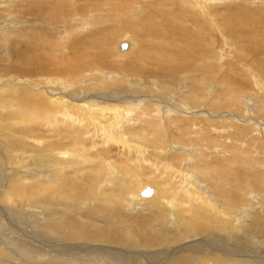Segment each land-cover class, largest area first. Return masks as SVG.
I'll use <instances>...</instances> for the list:
<instances>
[{"label":"bare ground","instance_id":"1","mask_svg":"<svg viewBox=\"0 0 264 264\" xmlns=\"http://www.w3.org/2000/svg\"><path fill=\"white\" fill-rule=\"evenodd\" d=\"M178 1L181 8H194L193 4L196 3L193 0ZM216 1L219 0L201 1L209 8L211 14H208L213 19L216 9L210 6H213L211 2L215 4ZM126 2L123 5V0H0V57L10 59L18 56L20 61L29 62L31 56L36 57L38 52L45 63L50 64L55 63L54 59L59 56L62 57L66 50H74V59L65 58L62 61L65 65L59 71L56 67L44 71L49 75L48 82L45 79L38 80L41 78L36 76L35 70H26L30 75L27 84L32 89H27V86L16 87V92L7 93L0 88V119L4 121L10 118L12 123H18V132L21 133L13 132L15 136L11 137L4 135L6 141L0 139V264H264V195L258 198L259 192L253 191L257 188L264 192V139L257 137L256 141L254 137L260 135V131L264 135V119L258 118L264 116V96L251 113L252 109L248 108L243 98L248 93V87L242 81L251 78L246 70L248 67L243 70L240 68L241 63L232 58L224 61L220 55H215L213 38L206 40L200 33L194 36L188 31L190 26L185 30V22L180 21L182 16L172 15L170 21L163 22L158 17L163 9V0L148 2L145 5L147 9L144 6L139 11L141 7H138L133 13H145L143 16L146 20L145 30L136 37L137 41L133 44L127 39L129 46L137 47L130 53L116 50V55L113 54L117 60L130 55V63L117 65L116 62H110L108 58L113 36L124 30V26H130L131 21L124 16L138 6L132 0ZM247 2L244 3L247 4L245 13L235 10L234 15L242 20L234 24L230 34L240 42V54L247 53L243 44L259 31L256 29L253 31L256 35H253L246 29L248 24L260 29L259 26L264 23V19L259 17V6H248ZM149 4L155 6L153 12L149 10ZM82 10L100 13L98 24L106 23L105 30L112 35L102 40L95 29L93 40L80 44V50L84 48V52L80 53L73 46L83 37L73 36L75 27L64 21L67 16ZM95 15L89 16L90 21ZM63 22L67 28L62 39L52 29L60 28L59 24ZM202 22L206 28V22ZM47 27L51 28L50 31L45 29ZM139 28L135 30H141ZM59 31L62 32L61 29ZM197 42L198 49L194 47ZM227 43L234 44L228 40ZM20 44H24L21 49L25 51H15ZM125 44L123 49L127 48ZM104 45L106 47L100 48ZM29 52L32 54H27ZM253 55L257 56L255 53ZM219 59L223 61L222 64ZM108 67L121 70L124 75L134 70L148 76L145 80L147 83L136 85L134 74L131 78L127 77L129 82L125 78L119 81V75H107L111 72L106 70ZM87 68H93L88 71L90 74L81 73ZM0 71V75L9 74L7 66L1 67V64ZM180 74L186 75L190 81L188 90L173 96L172 92L177 87L171 84L177 81ZM82 80L88 84H84L85 81L82 84ZM155 81L160 85L157 88L153 87ZM39 84L41 87L37 89ZM181 86L185 88L183 83ZM260 87L264 88L262 84ZM96 91L98 94H93ZM127 96L129 99L125 105L123 102L120 104L119 101ZM129 104H132L130 108ZM195 107H201L202 110H194ZM230 108L234 111L223 115ZM121 110H126V113ZM102 112L111 114L115 121L111 120L112 124L120 139L130 136L138 141L148 139L145 134L147 127L160 131L161 117L165 116L180 134L179 145L174 146V140L167 142L168 146L173 145L174 150L168 154L173 161H162L161 165L159 161L157 170L146 172L144 161L147 146L158 151V160H161L160 155L164 151L160 142L154 145L149 144V140L145 142L144 149L128 146L129 151L135 150L141 155L137 160L126 155L123 168V165L116 168L103 155L90 156V152L88 156V150L92 148L83 144L68 148L64 140H77L65 137L69 132L59 127L63 123L68 127L74 123H90L95 121L94 118L97 123ZM131 115L138 116L146 125H131L132 128L136 127L131 131L129 127H122L123 119L125 121ZM210 115L222 117L215 119ZM246 118L251 119L247 121L251 125L245 127L238 124ZM191 124L201 131H195L194 134ZM182 126L187 127L183 129ZM120 128L123 136L117 130ZM12 129L16 131L14 127ZM81 129L75 130L79 133ZM230 129L236 133L241 129L251 133L250 141L247 140L248 135H242L245 140L240 141L242 137L239 138V144L233 145L231 152H228L218 136ZM31 132H38L40 137L58 132V138H46L43 144V140L41 143L34 138V141L31 138L29 140L27 134ZM200 132H205L199 140L204 142L183 139L190 134L199 136ZM111 135L110 140L114 138ZM230 138L231 141L234 137L230 135ZM247 141L253 145L244 150L241 147L243 143L247 146ZM256 142L257 148L253 149ZM99 146L98 143L97 150ZM101 149V152L111 151ZM212 156H220L221 160H215ZM34 160H39L40 166L44 167L43 174L47 175L52 170L56 175L53 179L57 181L52 183L40 178L39 174L36 175L38 172L29 173L31 167L40 169L35 166ZM179 164L180 167H177ZM199 175L207 179L201 180ZM32 179H36V182L26 183ZM144 180L157 185L151 187L153 192L149 196L141 194L149 187L140 186ZM97 185H100V191H97ZM106 185L109 187L105 188ZM27 190L37 201L34 207L37 210L33 213L29 210L23 212L20 207L16 210L13 205L16 198L27 193ZM82 198L87 202L85 209L76 208ZM172 204L176 212L168 215L167 208ZM23 217H28L30 226L23 227ZM42 219L45 223H40ZM171 221L176 222L175 229L168 228ZM27 236L33 241L28 242ZM44 247H48V250ZM72 251L75 252L70 253ZM65 259L66 262H62Z\"/></svg>","mask_w":264,"mask_h":264},{"label":"rangeland","instance_id":"2","mask_svg":"<svg viewBox=\"0 0 264 264\" xmlns=\"http://www.w3.org/2000/svg\"><path fill=\"white\" fill-rule=\"evenodd\" d=\"M125 0H123V5L125 4V3H127L126 1H128V0H126L125 2H124ZM134 3H138L137 5L138 6H136L135 8H133L132 10V12L129 14V15H126V16H124V18H126V19H129L131 22L129 23L130 24V26L129 25H127V27L126 26H124V30H121V32H118V35H116V36H113V42L111 43V48H110V53H111V55H110V57L108 58L109 60H110V62L111 61H113V62H116L117 63V65H119V64H121L122 62L123 63H130L129 61H131L132 60V57L130 56V55H128V56H125L126 58H123V59H121L120 58V60H117V59H115L114 57V55L113 54H115L116 55V50H121V51H124V52H126V51H133V49L135 48L136 49V47H137V45H132V46H129V44H128V40L130 39V41L129 42H133V44H134V41L136 40L137 41V36L138 35H140L144 30H145V21L146 20H144V16H145V13H142V14H138V15H136V14H133V13H136L135 11L137 10V9H139L138 7H141L140 9H139V11H141V9H142V7H144L145 5H147V3L148 2H153V0H142V1H139V0H137V1H135V0H132ZM164 1V3H163V9L162 8H160V9H162V11H160L159 12V15H158V17L159 18H162L163 19V22H168V21H170L171 20V17H172V15H173V17L175 16V15H177L178 17L179 16H182L181 18H182V20H180V21H184L185 23H184V27H186L187 26V28H185V30H188L190 27L192 28H190V30H188L191 34H193L194 36H195V34H196V36H198L197 34H201L202 35V37L203 38H206V40H210V38H213V42L215 43L214 44V46L212 47L213 48V51L215 50V55H220L222 58H224V61L225 60H228L229 58L231 59H233V60H235V61H237V62H239V63H241V65L238 63L237 65H239V66H241L240 68L241 69H245L246 68V66L248 67V68H246V70L248 71V74H249V77H253V80L250 78L248 81H242L243 83H246V87H248V89H246V90H248V91H246V92H248L247 94H244V96H243V98H245V104L248 106V108H250V109H252L251 110V113H253L254 111H255V109H254V106H256V105H258L259 104V100H260V98H262L263 96H264V88H262V87H260V85L262 84L263 85V87H264V47H263V42H264V23L262 24L261 23V26H259L260 27V29H258V28H256V27H252L251 25H249L248 24V27L246 28V29H248V30H250L251 32L250 33H252L253 31H257V30H259V31H257L258 33H257V35H256V32H253V35H256L255 37H253V38H255V39H253V38H251V39H247L246 41H245V43L243 44V46H244V48L246 49V51H247V53H244V54H240V53H238L239 51L238 50H240V49H238L239 48V46H240V42H238V40L234 37V36H231L230 34H231V29L232 28H234L235 26H234V24H236V22L237 21H239V20H242V18H240V17H236L235 15H234V12L236 13V11L235 10H237V11H243L244 13H245V11H246V5H244V3L245 2H247V1H249V2H247L248 3V6H250V5H253V4H255V5H258L259 6V13H260V15H259V17H262L263 19H264V8L262 7V5L264 6V0H254V2H253V0H252V3H251V0H219V1H216V3H218V4H213L214 2H211V5H213V6H210V7H215L214 9H216V11H215V13L213 12V15H215V16H213V17H215L214 19L210 16V12H209V8L207 9L206 7H205V5L202 3L203 2V0H193L194 2H196V3H194L193 5H194V8L193 7H191V8H189V7H186V6H184V8H181L182 6H181V3L178 1V0H172V2L173 3H175V4H173L172 2H171V0H163ZM166 1V2H165ZM198 1V2H197ZM202 1V2H201ZM221 1H223V2H221ZM220 2V3H219ZM171 4H173V5H171ZM72 6H74V5H72ZM188 6V5H187ZM148 7H151V5L149 4L148 5ZM245 7V8H244ZM144 8H146V6L144 7ZM147 9V8H146ZM155 9V6H153V7H151L149 10L150 11H152L153 12V10ZM197 9V10H196ZM234 10V11H233ZM187 11V12H186ZM214 11V10H213ZM218 11V12H217ZM77 14H73V15H71V16H67L66 18H65V23H67V24H72V26H74L75 27V29H73V33H72V35L73 36H82L83 37V39L81 40V41H79V42H75L74 43V49L75 50H77L78 52H80L81 53V51H83L84 52V48L82 47L81 48V50H80V44H83L84 42L85 43H88V41L90 42V41H92L93 40V36H94V34H95V29H97V31H98V36H99V38L101 37V39L103 40L107 35H112V33H110L108 30H105V26L107 25L106 23H103V24H98V15H100V13H97V12H95V11H78V12H76ZM173 13V14H172ZM203 13V14H202ZM208 13H210V14H208ZM262 13V14H261ZM96 14V15H95ZM240 14H243V13H240ZM90 15H95L94 16V18H92L91 19V21H90ZM133 15V16H132ZM135 15V16H134ZM144 15V16H143ZM186 15V16H185ZM196 15V16H195ZM129 16V17H128ZM212 19H210L209 17ZM78 17V18H77ZM137 19V20H136ZM229 19V20H228ZM142 21V23H140V21ZM196 20V21H195ZM201 20H203V21H205L206 22V28H204V26H203V22L202 23H200V21ZM243 21H245V19H244V17H243ZM16 22L17 21H15V23H14V25L16 24ZM61 23V24H59V26H60V28H56V27H53V29L52 30H54L55 32H56V34H57V37L59 38H62L63 39V35H64V33L66 32V31H64L65 30V28H67V27H65V23ZM132 23V24H131ZM135 23H137V24H135ZM194 23H196L195 25H193ZM239 24V23H238ZM141 25L143 26V28H141ZM263 25V26H262ZM115 26H117L116 24H115ZM190 26V27H189ZM251 26V27H250ZM253 26H255V25H253ZM139 28V29H141V30H135V28ZM189 27V28H188ZM133 28V29H132ZM199 28V29H198ZM200 28H202V29H200ZM221 28H223V30H224V28H225V30L223 31ZM45 29H47L48 31H50V29L51 28H49V27H47V28H45ZM59 29H61L62 30V32H60L59 31ZM198 29V30H197ZM257 29V30H256ZM133 30H135V31H133ZM195 30V31H194ZM125 31H127V32H125ZM138 31V32H137ZM197 32V33H196ZM203 32V33H202ZM129 34V35H128ZM133 34V35H132ZM252 35V34H251ZM243 36H244V34H243ZM130 37V38H129ZM140 38H141V36H140ZM226 38V39H225ZM125 41H124V40ZM128 39V40H127ZM132 39V40H131ZM123 40V41H122ZM227 40L228 41H231L232 42V44L233 45H229V43H227ZM235 40V41H234ZM121 41L123 42V43H127V48H125V49H123L122 48V46L120 47V43H121ZM239 43V45H238V43ZM248 42H250V43H248ZM252 42L254 43V44H252ZM135 43H137V42H135ZM204 44L203 45H205V42H203ZM237 43V44H236ZM22 45H24V44H20V45H17V47L15 48V51H16V49H18V52H19V50H21V51H25L24 49H21V46ZM31 46H33V44H31ZM108 46V45H107ZM198 46H199V42H197V44L194 46L195 48H197L198 49ZM235 46V47H234ZM102 47H106V45H104V46H100V48H102ZM118 47V48H117ZM234 47V48H233ZM263 48V49H262ZM134 49V50H135ZM208 50V48L206 47L205 48V51H207ZM236 50H237V52H236ZM249 51V52H248ZM257 53H256V52ZM28 52V51H27ZM34 52V51H33ZM129 52V53H130ZM122 53V52H121ZM255 53L257 56H255V55H253V54ZM27 54H32V52H29V53H27ZM73 54H74V50H72V48H70V49H68V50H66L65 52H64V54H63V56L62 57H58V59H54L55 61V63H50V64H46L45 63V60L43 59V57H41L40 55H38V52L36 53V57H34L33 55L31 56V59H30V61L29 62H23V61H20L19 60V58H18V56L17 57H14V58H10V59H8V58H3L2 56L0 57V64H1V67H4V66H7V68L9 69V74H2V75H0L1 76V78H0V86H2V87H0V88H3L1 91H6L7 93H9V92H12V91H14V92H16L15 91V89H16V87H23L24 88V86H27V89H32L28 84H27V82L28 81H30V75H29V72H27L26 70H32V71H34L35 70V72H37V74H36V76H39L38 78H41V79H38V80H46L47 82L49 81L48 79H49V75H48V73H44V71H51L52 70V68H55L56 67V69H58V71L60 70V67H62V66H64L65 65V62H62V61H64L65 60V58H67V59H69V60H73L74 59V57H73ZM247 54V56H245ZM252 54V55H251ZM259 54V55H258ZM242 56V57H241ZM245 56V57H244ZM240 57V58H239ZM221 58V59H222ZM243 58V59H242ZM221 59H219V60H221ZM259 59V60H258ZM57 60V61H56ZM241 61V62H240ZM256 61H258V62H256ZM52 62V61H51ZM222 60L220 61V63L222 64ZM255 62V63H254ZM60 63H62V64H60ZM244 63V64H243ZM262 65L261 67H260V64ZM59 64V65H58ZM221 64H220V66H221ZM251 64V65H250ZM116 65V66H117ZM225 65V64H224ZM258 66V67H256V66ZM57 66H58V68H57ZM256 67V68H255ZM45 68H46V70H45ZM263 68V69H262ZM102 69H105V68H102ZM249 69V70H248ZM37 70V71H36ZM62 70V69H61ZM89 70H93V68H87V69H84L81 73H83V74H90L88 71ZM106 70H110L111 72H109V73H107V75H113V77L114 76H118L119 75V77H120V79H119V81L121 80V79H124L126 82H129V78L127 79V77H129L130 76V78H131V76L133 75V77H134V80H136V78H137V80H136V85L137 84H139V86H141V83H142V85H145L147 82V80H146V78H148V76H146V75H143V74H138V73H136L134 70H131L130 71V74L128 73H126L125 72V75L123 74V73H121V70H117L116 68L115 69H110L109 67L108 68H106ZM260 72H259V71ZM88 72V73H87ZM97 72H99V70L97 71ZM112 72H114V73H112ZM255 72H257L256 74L257 75H255ZM0 73H2L1 71H0ZM100 73V72H99ZM101 74H104V73H101ZM106 74V73H105ZM251 74H252V76H251ZM254 75V76H253ZM146 76V77H145ZM257 76V77H256ZM52 77H54L55 78V76H52ZM87 77V76H86ZM145 77V78H144ZM185 77H186V75H184V74H180L178 77H177V81H173L172 82V84H171V86L173 85V86H175V87H177V90L175 89V92H172V94H173V96H178L177 94H179V93H183L184 91H186V90H188V86H187V84L190 82L189 80H188V78L186 77V79H185ZM262 77V78H261ZM9 80V81H6V80ZM116 79V78H115ZM259 79V80H258ZM263 79V80H262ZM55 80V79H54ZM133 80V79H132ZM146 80V81H145ZM251 80H252V82H251ZM57 81V80H56ZM84 81L85 80H82V84L84 83ZM144 81V82H143ZM188 81V82H187ZM149 82V81H148ZM260 82V83H259ZM7 83H9L8 84V87H7ZM181 83H183V86L185 87L184 89H183V87L181 86ZM253 83V84H252ZM57 84H58V82H57ZM84 84H88L87 83V81H85V83ZM211 84V83H210ZM255 84V85H254ZM260 84V85H259ZM6 85V86H5ZM48 85V84H47ZM133 85V84H132ZM180 85V86H179ZM248 85V86H247ZM254 85V86H253ZM148 85H146V87H147ZM158 86H160L159 84H158V81H155V83H153V87H155V88H157ZM244 86H245V84H244ZM37 87V89H39L40 87H41V85L39 84V86H36ZM182 87V88H181ZM252 87V88H251ZM144 88V87H143ZM181 88V89H180ZM257 88V89H256ZM172 89H174V88H172ZM179 90V91H178ZM263 90V91H262ZM183 91V92H182ZM101 92L99 91V94H100ZM213 93V92H212ZM93 94H98V91H96V92H93ZM56 96H60V95H58V94H55ZM129 96H131V95H129ZM129 96H127V97H123V99H121V101H119L120 102V104H123L124 103V105H125V102H126V100H128L129 99ZM151 96V95H150ZM254 98V99H253ZM87 100V99H86ZM91 101H94L95 99H90ZM257 102H256V101ZM97 101V100H96ZM101 101H103L102 99H101ZM105 101H108V100H105ZM87 102H89V100L87 101ZM100 102V100L98 101V102H96V104H98ZM111 102V101H110ZM118 102V103H119ZM123 102V103H122ZM136 103H138V100L136 101ZM88 104V103H87ZM89 105H90V103H89ZM124 105H122V106H124ZM130 105H132V104H129V108L131 107ZM205 105V104H204ZM134 107H137V106H134ZM201 107H195L194 108V110H198V109H200ZM88 110H89V108H88ZM200 110H202V109H200ZM91 111V110H90ZM123 113H126V110H121ZM232 111H234L233 109H229L228 111H226V112H224V114L223 115H226V114H231V112ZM52 111H49L48 113H51ZM118 113H119V111H117ZM121 112V113H122ZM184 114H187V113H184ZM211 116V115H210ZM83 117V116H82ZM107 117V118H106ZM124 117H126V116H124ZM219 117H222V115H220ZM218 116H211V118H219ZM246 117V116H245ZM86 118H87V115H86ZM129 118H134V119H130V121H129ZM129 118H125V119H127V120H125L124 121V119H123V121L121 122L122 124H123V126L122 127H129V131H131L132 129H135L136 127H138V126H142V125H146L145 123V121H143V120H141V118H138V116H136V115H131V117L129 116ZM258 118H262V119H264V116H259ZM99 119V120H98ZM161 126L160 127H162V129L160 130V131H158V130H156L155 128H150V127H147L146 128V132H145V134H146V136L148 137V139H146V141H143V140H137L136 138L134 139L133 137H131L130 138V136H127V138H124V134H122L121 133V128L120 129H117L118 130V132L120 131V133H121V135L123 136V138L121 137V139H120V136L118 137V133H116V130H115V128H114V126H113V124H112V121L113 122H115L113 119H112V117H111V114H109V113H106V112H102V114H101V117H99V118H97V123H96V119L94 118V120L95 121H93L92 120V122L90 121V123H87L86 121V123H84V124H82V122L81 123H74V124H72L71 125V127H68V126H66L65 125V123H63L59 128L61 129V130H65L66 132H69V134H68V136L67 135H65V137H68V138H72V139H75V140H77V141H74V140H64V142H66V146L68 147V148H72V147H74V146H80V144H83L84 146H88V147H90V148H92L91 150L89 149L88 150V156H89V154H90V152H91V154H90V156H94V154L96 155V154H98V155H103L104 157H106V159H109L110 161H111V163L112 164H114L115 166H116V168H119L120 166H122V168L124 167V162H125V160H126V155H130L129 156V158H131V157H134L136 160H137V157L138 156H140L141 154H139V152H137V151H129V148H128V146L129 145H131V146H133L134 148H137V147H143V149H144V147H146L145 145H146V143L148 142V140H149V144L150 143H152V144H154V145H159L160 143V145L163 147V153H162V155H160L161 156V160L159 159L158 160V157H157V155L159 154L158 153V151L155 149V148H152V147H150L149 145L147 146V148H148V150H146V155H145V157H146V159H145V161H144V166H145V168H146V172H151V171H153V170H157V168H159L160 166L158 165V163L157 162H159V161H161L159 164L161 165V163H162V161H163V163H164V161L166 162V161H173L170 157L171 156H169L168 154L169 153H171L172 152V150H174V149H172L173 148V145L175 146V145H179V139H178V137H180V134H179V132H178V130L177 129H175V127L173 128V126L174 125H172V123H171V121L169 120V119H167L165 116L164 117H161ZM243 119V118H242ZM2 120V121H1ZM112 120V121H111ZM168 120V121H167ZM248 120H251V119H248V118H246L245 120H242L243 121V123H242V121H240L238 124H240V125H246L245 127H247V125H251V123L250 124H248ZM6 122V123H5ZM128 122V123H127ZM170 122V123H169ZM245 122H247V123H245ZM16 123V122H15ZM15 123H12V121H11V119L10 118H7L6 120H4L3 121V119H0V139H2L3 137H5L4 135H6V136H15V135H12L13 134V132H15V133H17V134H19V135H21V133H19L18 132V130H19V124L18 123H16V125H15ZM112 125H111V124ZM131 123V124H130ZM80 124V125H79ZM82 124V125H81ZM88 124V125H87ZM170 124V125H169ZM182 124H184V123H182ZM203 124H205V122H203ZM6 125H8V126H6ZM13 125V126H12ZM65 125V126H64ZM109 125H111V126H109ZM131 125H135L136 127H134V128H132V126ZM185 125H187V124H185ZM201 125V124H200ZM222 126V124H218V126ZM16 126H17V128H16ZM45 126V125H44ZM75 126H77V128L75 127ZM80 126V127H79ZM81 126H82V129H81ZM87 126V127H86ZM103 126H104V128H103ZM171 126V127H170ZM224 126V128H227V126L226 125H223ZM15 128L14 130H16V131H12L13 129L12 128ZM47 127V125L45 126V128ZM64 127H67V128H64ZM185 127H187V126H182V128L184 129ZM190 127H191V129L193 130V133L195 132V131H198V130H200V129H196V126L194 125V124H191L190 125ZM6 128H8V129H6ZM165 130H164V129ZM209 128H211L212 129V127L210 126ZM222 129L223 131H226L225 129ZM74 130L73 132H72V130ZM78 130V129H81V131L79 130V133H77L78 131H76V130ZM123 129V128H122ZM152 129V130H151ZM11 132H10V131ZM83 131V132H82ZM95 131V132H94ZM115 131V132H114ZM186 131V130H185ZM201 131V130H200ZM212 131V130H211ZM10 132V133H9ZM34 132V131H33ZM76 132V133H75ZM151 132V133H150ZM218 132V131H217ZM36 133V136L34 135ZM35 133H33L32 134V132L31 133H29V134H25L24 136L26 137H28L29 138V140H30V138H31V140L32 141H38V142H42V140L44 141V142H42L43 144L45 143V139L46 138H51V139H56V138H58V132H55V133H52V134H49V136H42V137H40V135L39 134H37L38 132H35ZM76 135H75V134ZM107 133V134H106ZM110 133L113 135V139H111L110 140ZM115 133V134H114ZM205 132H200L199 133V136H195L194 134H190V135H188V136H186V137H183V139L185 140H189V141H192V140H194V141H196V142H204V141H199L204 135ZM245 133V134H244ZM11 134V135H10ZM72 134L74 135V136H72ZM79 134H81V135H79ZM250 134L251 133H249V132H245V130H243V129H241L240 131H239V133H236L234 130H232V129H230V131L229 132H221V135L220 136H218V138H219V140H220V138H221V141L222 142H224V144H225V146H224V148L228 151V152H231L230 150L232 149V146L233 145H238L239 143H238V139L239 138H241L242 137V135H248V141H250V139H251V136H250ZM262 132L260 131V135H256V136H254V137H256V141H258V138L260 137V138H262V139H264V135L262 136ZM38 135V136H37ZM109 135V136H108ZM111 135V136H112ZM154 135V136H153ZM165 135V136H164ZM227 136L226 138L224 137V136ZM230 135L232 136V137H234L233 138V140H229V139H231L230 138ZM32 136V137H31ZM34 136V137H33ZM69 136H71V137H69ZM79 136V137H78ZM168 136H169V138H168ZM36 137L38 138L37 140H36ZM45 137V138H44ZM54 137V138H53ZM117 137V138H116ZM166 137V138H165ZM258 137V138H257ZM33 138H34V140H33ZM42 138V139H41ZM78 138V139H77ZM112 138V137H111ZM119 138V140H117ZM245 137H242V139L240 140V141H243V140H245L244 139ZM5 138H3V140H4ZM125 140V142H124V140ZM167 139V140H166ZM227 139V140H226ZM131 140V141H130ZM174 140V141H173ZM4 141H6V140H4ZM80 141V142H79ZM95 141V142H94ZM103 141V142H102ZM118 141V142H117ZM122 141V142H121ZM171 141H173L174 143H172V144H170V146H168L167 145V142H171ZM247 141V146L245 145V143H243V145H242V149H244V150H248L249 149V147L251 146V148H252V145H250L251 143H249ZM40 142V143H41ZM94 142V143H93ZM146 142V143H145ZM160 142V143H159ZM234 142V143H233ZM246 142V141H245ZM38 144V145H40V147H41V144ZM74 143H77V144H74ZM80 143V144H79ZM98 143L100 144V146H99V149L97 150V145H98ZM125 143V144H124ZM188 143V142H187ZM107 144V145H106ZM124 144V145H123ZM231 144V145H230ZM172 145V146H171ZM229 146V147H228ZM256 146V147H255ZM167 147H169V148H167ZM101 148H103V150H111V151H109V152H101L102 151V149ZM229 148V149H228ZM255 148H257V142H256V144H254V147H253V149H255ZM0 150H1V148H0ZM19 151H18V154L20 153V149H18ZM257 150V149H256ZM22 151V150H21ZM74 151V150H73ZM100 152V153H99ZM217 152H219V150L217 151ZM101 153H103V154H101ZM167 153V154H166ZM165 155V156H164ZM1 156V155H0ZM162 156H163V158H162ZM157 157V158H156ZM215 160H221V157L219 156V158H218V156H212ZM147 159H148V161H147ZM194 159H197V158H193V160ZM175 160V159H174ZM34 163H35V166H37V168H40V169H36V168H34V167H31L32 168V171L31 172H29V173H36V172H38V173H36V175L37 174H39V177L40 178H46V179H48V181L49 182H52V183H54L55 181H57V180H54L55 178H56V175H55V173L51 170V171H49V173H47V175H45V174H43V173H45V169H44V167H41L40 166V161L39 160H34ZM155 163V164H154ZM102 165H104V166H106V164H104V163H101ZM151 164H153V165H151ZM175 164H177V163H175ZM180 167V164L179 165H177V167ZM150 167H152V168H150ZM24 170V169H23ZM166 171V170H165ZM157 172V171H156ZM106 173V172H105ZM158 173V172H157ZM26 174H27V172H26ZM185 174V173H184ZM201 180H204V179H207L206 177H203V176H198ZM54 178V179H53ZM144 179H145V177H144ZM163 180V179H162ZM32 182H36V179H32L31 181H26V183L27 184H31ZM173 183V181L171 182V184ZM204 183L206 184V181H204ZM173 185V184H172ZM172 185L170 186V188H172ZM142 188L143 187H147V186H149V187H152V188H154V187H157V185L155 184V183H153V182H149V181H146V180H144L142 183H141V185H140ZM174 186V185H173ZM107 187H109L108 185H106L105 186V188H107ZM99 188H100V185H97V191H100L99 190ZM170 188H168V189H170ZM253 191H257V192H259V196H258V198H262V196L264 195V192H261V190L260 189H257V188H254L253 189ZM16 202H14V208L17 210L19 207H20V210L22 209L23 210V212H26L27 210H29L31 213H33V212H35L37 209L36 208H34L36 205H37V201L34 199V197H31L30 196V193L28 192V190H27V193H25V194H23L20 198H16V200H15ZM79 201H80V203H79V206H77L76 205V208H78V207H80V209H85V205L87 204V202H86V199L85 198H82V199H79ZM126 203L127 202H125L124 203V206H126ZM83 205V206H82ZM129 207V206H128ZM20 212V211H19ZM174 212H176V208H174V206H173V204L172 205H170L169 206V208H167V213H168V215H173V213ZM28 215H29V213H28ZM27 219V220H26ZM45 220L44 219H42V221L40 220V223H45L44 222ZM24 223V225L25 226H23L24 228L25 227H27V226H30L29 225V223H28V217H26V218H24L23 217V221H22V224ZM176 222H169V224H168V228H170V229H175L174 227H176ZM219 233H216V235H218ZM26 237V235H24V237L23 238H25ZM28 237V236H27ZM201 237V236H200ZM199 237V238H200ZM198 238V239H199ZM33 241V239H31L30 237H28V242L29 241ZM197 240V239H196ZM62 242H66V243H69V241H66V240H62ZM31 244V243H30ZM27 245V244H26ZM45 249H47L48 250V247H44ZM72 250V249H71ZM125 250V249H124ZM126 251V250H125ZM43 252H45L44 250H43ZM73 252H75V251H72V252H70V253H73ZM69 253V254H70ZM255 252H253L252 254H254ZM84 257V256H83ZM62 262H66V259L65 260H63Z\"/></svg>","mask_w":264,"mask_h":264},{"label":"water","instance_id":"3","mask_svg":"<svg viewBox=\"0 0 264 264\" xmlns=\"http://www.w3.org/2000/svg\"><path fill=\"white\" fill-rule=\"evenodd\" d=\"M121 45H122V47H125L126 44L122 43ZM152 192H153L152 188L151 187H147L141 192V194L144 195V196H149V195L152 194Z\"/></svg>","mask_w":264,"mask_h":264}]
</instances>
